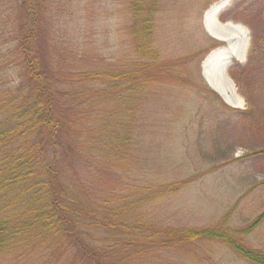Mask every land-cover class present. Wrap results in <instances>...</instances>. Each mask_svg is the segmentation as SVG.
I'll list each match as a JSON object with an SVG mask.
<instances>
[{
  "label": "rangeland",
  "instance_id": "obj_1",
  "mask_svg": "<svg viewBox=\"0 0 264 264\" xmlns=\"http://www.w3.org/2000/svg\"><path fill=\"white\" fill-rule=\"evenodd\" d=\"M222 1L160 0L154 24V47L161 58L155 65L158 75L146 81L145 91L136 99L135 94L120 89L113 104L101 107L105 114L115 110L111 128L129 140L125 144L127 171L120 182L111 173L95 175L86 155L77 157L71 150H66L67 159L62 151L58 155L61 169L71 176L76 173L81 183H94L92 194H113L119 203L139 201L142 217L156 226L209 229L222 223L224 228L237 230L264 211V0H230L211 17L242 31L247 44L243 62L233 54L239 53L242 38L228 44L204 31L205 13ZM16 3L0 0V99L24 84L22 70L11 58L13 36L8 35L15 29L10 11ZM39 4L42 46L50 53L51 63L55 61V69L106 72L112 65L130 68L134 56L126 0H39ZM252 36L259 42L249 57ZM210 56L218 60L211 75L214 81L221 83L224 70L234 94L242 100V109H232L207 92L202 64ZM236 66L244 74L236 72L233 81L231 68ZM166 74L170 77L165 78ZM71 84L76 85L75 81ZM113 164L116 167L114 159ZM172 183L179 188L164 198L151 189ZM100 238L90 232L88 241L99 245ZM52 240L40 248L32 243L5 251L0 264H86L70 239L60 234ZM243 243L264 250V222ZM144 264L249 263L218 242L195 241Z\"/></svg>",
  "mask_w": 264,
  "mask_h": 264
},
{
  "label": "trees",
  "instance_id": "obj_2",
  "mask_svg": "<svg viewBox=\"0 0 264 264\" xmlns=\"http://www.w3.org/2000/svg\"><path fill=\"white\" fill-rule=\"evenodd\" d=\"M16 1L15 9H9L15 29L8 35L13 36L11 58L22 70L24 84L13 91L18 95L0 99V254L32 243L40 248L61 234L78 247L86 264H144L195 241L218 242L249 264H264V250L243 243L264 222V211L237 230L222 223L209 229L160 227L142 217L139 201L119 203L116 195L92 194L94 183H81L76 173L71 176L60 168L59 152L67 159L66 150H71L77 157L91 158L95 175L105 172L118 182L123 179L129 140L111 128L115 110L105 114L101 107L113 104L120 89L136 99L146 81L158 75L155 65L161 58L154 47V24L160 0H126L134 58L130 68L112 65L106 72L55 69L42 46L39 0ZM261 7L264 11V1ZM257 42L252 36L249 57L257 51ZM232 68L230 76L236 81V72L244 73ZM105 86L108 89L100 91ZM109 163L113 165L107 167ZM178 188L172 183L151 189L164 198ZM90 232L99 234V245L88 241Z\"/></svg>",
  "mask_w": 264,
  "mask_h": 264
},
{
  "label": "bare ground",
  "instance_id": "obj_3",
  "mask_svg": "<svg viewBox=\"0 0 264 264\" xmlns=\"http://www.w3.org/2000/svg\"><path fill=\"white\" fill-rule=\"evenodd\" d=\"M230 0H223L222 2L211 7L204 15L203 18V28L207 35L217 41L228 43L233 41L234 39H241L242 41L239 44V53H233L234 57L239 61L243 62L246 53H247V44L243 40L242 31L237 28L235 25L230 23L228 24H218L215 19H211V17H216L228 4ZM215 61V63H214ZM218 64L217 59H213L211 56L203 62L202 64V77L206 85L212 90L217 91L220 96L223 98L231 108L242 109V100L234 94V87L232 82L226 74L224 70L221 71V83L214 81L212 75V71L214 70V65ZM219 67V66H218ZM212 68V69H211ZM219 69V68H218ZM221 70V69H220ZM217 71V75H218ZM214 75V74H213ZM215 78V77H214ZM224 103V102H223Z\"/></svg>",
  "mask_w": 264,
  "mask_h": 264
},
{
  "label": "water",
  "instance_id": "obj_4",
  "mask_svg": "<svg viewBox=\"0 0 264 264\" xmlns=\"http://www.w3.org/2000/svg\"><path fill=\"white\" fill-rule=\"evenodd\" d=\"M225 24H228V23H225ZM215 92L220 96V94L215 90ZM221 97V96H220ZM222 98V97H221ZM223 101L225 102L224 98H223ZM226 103V102H225ZM228 105V104H227Z\"/></svg>",
  "mask_w": 264,
  "mask_h": 264
}]
</instances>
